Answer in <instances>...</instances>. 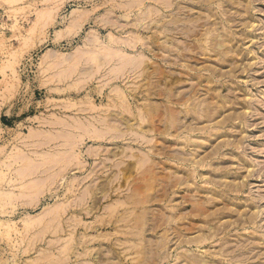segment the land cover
<instances>
[{
  "label": "rangeland",
  "instance_id": "374dc122",
  "mask_svg": "<svg viewBox=\"0 0 264 264\" xmlns=\"http://www.w3.org/2000/svg\"><path fill=\"white\" fill-rule=\"evenodd\" d=\"M0 264H264V0H0Z\"/></svg>",
  "mask_w": 264,
  "mask_h": 264
},
{
  "label": "bare ground",
  "instance_id": "6f19581e",
  "mask_svg": "<svg viewBox=\"0 0 264 264\" xmlns=\"http://www.w3.org/2000/svg\"><path fill=\"white\" fill-rule=\"evenodd\" d=\"M74 13H75V12H74ZM75 14H76V13H75ZM72 15H74V14H72ZM79 17H80V16H79ZM77 18H78V17H77ZM73 20H74V19H73ZM80 47H81V46H80ZM75 49H76V51H77L78 48H75ZM78 50H79V49H78ZM46 55H48V54H46Z\"/></svg>",
  "mask_w": 264,
  "mask_h": 264
}]
</instances>
